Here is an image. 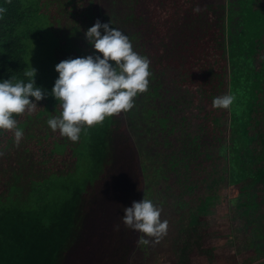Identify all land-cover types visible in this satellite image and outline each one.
Wrapping results in <instances>:
<instances>
[{
    "label": "trees",
    "instance_id": "obj_1",
    "mask_svg": "<svg viewBox=\"0 0 264 264\" xmlns=\"http://www.w3.org/2000/svg\"><path fill=\"white\" fill-rule=\"evenodd\" d=\"M100 5L98 19L126 33L134 50L150 60L149 88L135 103L145 108L143 117L150 116L159 136L156 149L169 151L174 164L187 160L180 170L189 177L194 173L188 190L200 194L188 206L200 212L228 186L235 190L229 208L239 209L242 222L253 208L264 216V0H106L105 7ZM196 6L199 12L193 11ZM0 7L6 9L0 18V79L26 81L33 59L42 57V29H30L33 4L28 0H0ZM34 68L36 84L47 95L31 113L14 114L18 126L37 119L35 113L43 118L58 109L49 64ZM228 93L235 97L230 108L213 107L214 97ZM116 120L115 114L106 117L90 132L89 174L73 172L59 180L47 172L33 184L36 202L30 208L0 196V264L171 262L162 245H138L142 234L121 219L124 207L143 199L146 186L129 151L124 153L127 126L120 130ZM13 137L11 130L0 132V146ZM38 155L43 162L56 158L50 143ZM103 180L114 187L112 203L85 202L90 182ZM174 236L179 240L174 234L171 241ZM196 246L198 254L212 252L200 242Z\"/></svg>",
    "mask_w": 264,
    "mask_h": 264
},
{
    "label": "rangeland",
    "instance_id": "obj_2",
    "mask_svg": "<svg viewBox=\"0 0 264 264\" xmlns=\"http://www.w3.org/2000/svg\"><path fill=\"white\" fill-rule=\"evenodd\" d=\"M29 3L33 4L29 28L31 31L42 29V57L38 56L39 62L35 60L37 58L33 59L34 67L40 68L48 63L47 72L50 71L51 77L56 79L58 72L55 65L61 60L97 54L98 50L89 43L85 33L98 20L97 9L100 4L105 7L106 0H28ZM99 54L102 56V53ZM143 109L145 110L135 103L125 115L123 111L115 115L120 130L127 126L124 137L128 147L124 153L129 151L134 168L145 178L144 198L151 199L160 207L161 219L168 221L167 235L158 243H153V249L162 245L163 248H160L168 252L172 260L160 259L152 264H186L188 255L189 264H244L251 257L262 256L264 216L256 213L257 209L253 208L254 211L250 210L247 214V222H242L239 209L229 208H233L229 201L235 196V190L228 186L218 191L217 199H208L204 210L199 212L188 206L189 199L197 202L196 194H200L198 190H188L189 182L193 184L196 179L194 173L189 177L180 170L187 160L180 159L174 164L166 156L169 151L156 149L159 136L150 127V116L143 117ZM50 112L51 115H44L43 118L35 113L37 119H25L18 126L24 131L19 145L15 143L14 136L0 146V196L7 203L26 205L24 208L33 207L32 204L36 202L32 196L33 184L43 180L47 172L52 177L57 176L59 180L69 177L73 172L90 173L87 142L95 124L82 130L79 140L73 142L67 136H62L59 130L53 131L47 124L50 117L60 114L59 101L58 109ZM177 133L174 135L177 136ZM150 134L153 137H147ZM150 138L154 140L150 142ZM47 143L52 144L56 158L43 162L36 153L39 148H43L45 152ZM170 147L173 149V146ZM36 157L38 161L35 160ZM53 168L55 171L51 172L50 169ZM113 190L114 187L108 180L92 181L86 191L88 197L85 202L91 203L90 205H110ZM195 219H199L200 227ZM174 234L180 236L179 240L174 236L171 241V235ZM199 242L204 249L212 250L211 254H198L196 244ZM253 248L257 253H253ZM175 251H178V255L173 257Z\"/></svg>",
    "mask_w": 264,
    "mask_h": 264
},
{
    "label": "clouds",
    "instance_id": "obj_3",
    "mask_svg": "<svg viewBox=\"0 0 264 264\" xmlns=\"http://www.w3.org/2000/svg\"><path fill=\"white\" fill-rule=\"evenodd\" d=\"M200 10L199 6L193 8L194 12ZM5 11L0 7V18ZM85 35L98 52L67 58L55 65L58 77L51 94L59 101L61 112L47 120L53 131L59 130L62 136L73 142L79 140L86 127L130 110L135 97L148 90L152 75L149 58L134 50L132 41L122 30L98 19ZM24 75L28 77L26 81L14 76L0 79V132L11 130L17 145L24 131L18 127L14 114L31 113L37 107V101L47 95L36 84L34 67ZM234 99L231 93L216 96L213 107L230 108ZM123 212L124 225L142 234L137 240L138 245L158 243L167 235L168 221L161 219L162 209L151 199L143 197L140 201H133L131 206L124 207Z\"/></svg>",
    "mask_w": 264,
    "mask_h": 264
},
{
    "label": "crops",
    "instance_id": "obj_4",
    "mask_svg": "<svg viewBox=\"0 0 264 264\" xmlns=\"http://www.w3.org/2000/svg\"><path fill=\"white\" fill-rule=\"evenodd\" d=\"M255 254V253H254ZM264 263V255L260 257H251L248 263L244 264H263Z\"/></svg>",
    "mask_w": 264,
    "mask_h": 264
}]
</instances>
